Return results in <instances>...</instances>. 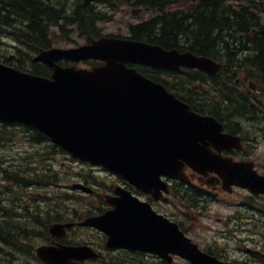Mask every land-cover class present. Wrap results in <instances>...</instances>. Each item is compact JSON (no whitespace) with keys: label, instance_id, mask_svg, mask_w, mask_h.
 Wrapping results in <instances>:
<instances>
[{"label":"water","instance_id":"water-1","mask_svg":"<svg viewBox=\"0 0 264 264\" xmlns=\"http://www.w3.org/2000/svg\"><path fill=\"white\" fill-rule=\"evenodd\" d=\"M90 58L104 63L90 69L56 63ZM33 61L51 67V77L0 63L1 121L39 129L73 158L101 165L144 192L165 188L161 176L186 178L184 164L200 173H218L225 185L264 191V176L256 174L252 162H235L208 147L209 142L237 143V137L221 133V124L214 118L191 111L163 84L127 66L142 63L172 70L185 66L213 74L220 65L210 58L131 39L100 38L76 48L43 50ZM112 203L113 210L80 224L107 233L108 245L173 252L193 264H207L209 259L176 223L155 214L128 191ZM71 224L54 223L49 232L63 235ZM36 255L47 264H76L75 259L94 253L87 245L53 242L37 247Z\"/></svg>","mask_w":264,"mask_h":264},{"label":"trees","instance_id":"trees-1","mask_svg":"<svg viewBox=\"0 0 264 264\" xmlns=\"http://www.w3.org/2000/svg\"><path fill=\"white\" fill-rule=\"evenodd\" d=\"M101 1L105 6L112 5L115 1L124 3L130 7L133 15L139 17L142 16L140 12L148 14V17L136 23H129L130 38L158 44L166 49L190 50L223 63L221 72L208 76L215 91L214 97L202 100L208 110L209 106L217 104L216 101H224L225 105L219 103V106L223 105L221 112L234 115L233 117L242 115L239 107L244 108L247 104L244 95L240 94V98L234 91H228L232 84L231 80L239 73H245L257 84L264 86L263 2L256 0H234L233 3L229 0ZM69 7L71 8L67 13ZM110 17L107 10H97L92 5L86 7L81 0H0V35L10 38L15 44L12 47L15 57L3 56V61L19 69L48 76L50 69L41 63L31 62V57L40 49L55 45L52 28H57L58 36L64 38L76 31L81 37L88 39L89 35L100 34L96 21L108 20ZM71 26L75 28H70ZM139 69L152 79L164 83L168 89L175 90L178 97L190 104L191 96L185 97L180 92L181 88L178 89L161 79V76L173 75L174 79L179 80V84H183L184 79L194 82L201 81L202 78L199 72L193 70L175 74L143 66ZM220 82L223 84L221 85ZM202 83L205 82L202 80ZM185 86L186 88H182L186 89L185 92L189 95H198L201 92L190 86L188 82ZM222 93L224 97L221 100L219 95ZM19 140L27 141L33 147L44 145L43 149L31 153L34 157L43 155V152L45 154L64 152L51 143L43 132L28 125L0 124V149ZM12 165L7 164L6 160H0V184L7 183L5 187L13 190L10 200H0V264H11L18 259V256L29 258L31 255L26 252L32 253L35 242L48 238L47 224L61 217L59 214L52 215L53 213L45 215L51 211L47 193L30 192L39 195L37 201L39 205L29 202L32 195H22L32 188L37 187L36 189L40 190L41 186L51 187L53 184L58 186L56 183L45 185L47 181L49 184L59 182L58 177L53 175L50 181L49 172L42 176L38 174V169L32 170L30 166L28 167L32 171ZM193 189L190 191L195 192L196 196L201 195V190ZM58 194L62 192L56 193ZM62 195L61 202L67 204L71 194ZM23 197H26V200ZM14 198L18 199L17 203L14 202ZM42 199L45 205H49L48 209L41 208ZM32 222L33 225L30 224ZM31 226L40 228L37 231V241L32 240Z\"/></svg>","mask_w":264,"mask_h":264},{"label":"rangeland","instance_id":"rangeland-1","mask_svg":"<svg viewBox=\"0 0 264 264\" xmlns=\"http://www.w3.org/2000/svg\"><path fill=\"white\" fill-rule=\"evenodd\" d=\"M258 1H262L264 2V0H258ZM107 6H105L104 8H108V11L110 12H114L112 18L108 21L105 22H100L98 24H100V26L102 27L103 33H110V34H115V35H122L125 36L127 35V23L128 22H134L136 21V18L130 16V12H128V9L125 5H119L117 2H114L113 7L111 5L106 4ZM93 7H95L97 10H101L103 8V4L100 2V0H94L93 1ZM71 7L68 8V13ZM143 15V13H142ZM1 27V26H0ZM55 41H56V46L58 47H72V46H76L79 44L84 43V39L78 37L77 35L73 34L71 40H66V39H62L59 38L58 36L54 37ZM11 45V46H10ZM13 45L14 43L10 41V38L6 37V36H1L0 35V60L3 59V56H9L14 54V50H13ZM77 67H90L91 64L88 62H80L78 64H75ZM162 79L166 80L168 79V76L166 75H162ZM182 80V78L180 79ZM243 78L240 77V81H242ZM221 81V80H220ZM183 84H174L176 85V87L179 89L181 88L180 92L185 96V97H189L191 96L194 100V96L195 94L189 95L186 91V86L185 83L188 82L190 84V86H194L195 82H189L186 81L184 79ZM220 84L222 85L223 83L220 82ZM230 88H233L234 85L231 84ZM184 87V88H182ZM264 89V88H262ZM262 89H258L260 91H258V95L264 100V90ZM204 93V91L198 93V95H202ZM206 95L208 97H214L215 95V91H214V87L210 86L207 88V93ZM237 96V94H235ZM220 97H224L223 93L221 95H219ZM211 97V98H212ZM208 99V98H206ZM218 101H216L217 103ZM224 102V101H223ZM200 107L206 108V105H204V103H202V101L199 103ZM225 105V102L224 104ZM219 106V103H217L215 106L211 105L209 106V111L207 112V114H213L211 113V109H216L217 113L225 118V112H221V107L223 106ZM231 117H226V118H232ZM231 122V121H230ZM245 128V131H248L249 129H251V132L254 133V139H252V145H249V147H247L248 149V156H246L245 159H250L254 162L255 164V168L258 172L262 173L264 171V125L262 127H259L253 130V127H251V123L248 122L246 119H244L243 124H242ZM44 145L41 146H37V147H33L31 146V144L29 142H24V141H17V142H12L9 145H4L1 149H0V160H6L7 164L9 165H16V166H21L22 168H27L30 171H32L33 169H38V174H41L43 176V174L46 173H51V176L49 177L48 180H52V176H56L59 179V182H52V183H48V181L46 182L45 185H52L53 183H56L58 186H55V184H53V186L51 187H47V186H41L42 192L47 193L48 195V199L47 201L50 202L49 205H51V211L45 215H49V214H59L61 216V220L62 219H66L70 214V209L69 206L67 204H63L61 202V198L63 197L62 194H58L56 195V193H60L65 191L66 188H69L70 186H72L74 183H78V182H83V181H79V179L87 176L88 171L91 169L89 168L90 166L87 164H84L80 161H76L72 158L69 157V155L63 154V153H51V154H47V155H39V157H34L31 153L33 151H38L39 149H43ZM33 149V150H32ZM239 159V158H238ZM31 161V162H29ZM29 162V163H28ZM30 166V168H32V170L28 167ZM11 168V167H10ZM95 170V169H91ZM93 175L97 176V179L101 181L102 178L107 177V175H105L102 171L100 170H96V174L94 173ZM39 176V175H38ZM40 177V176H39ZM109 178V177H107ZM195 176L193 177L194 180ZM112 179V178H111ZM196 183L197 181L194 180ZM103 183V182H101ZM184 186V185H182ZM66 187V188H65ZM37 188V187H36ZM36 188H32L27 190V192L22 193V195H28L29 196V192H40L39 190H37ZM176 188V186H175ZM182 188V196L181 197H186L189 196V194H186L183 191L184 187ZM59 190V192L57 190ZM180 189V188H179ZM69 190V189H68ZM70 191V190H69ZM75 194H80V192H75ZM31 199H29V202L31 203H37L38 200V195L37 194H31ZM56 195V196H55ZM244 193L242 190L236 189L235 191L230 192L226 198L233 200V199H237L239 197H243ZM26 197H23L24 200ZM84 201L83 202H89L91 200V197L89 198H82ZM185 200V199H184ZM182 201V200H180ZM218 201V203L216 202ZM184 202V201H182ZM208 204V210L207 212H205L206 217H202V213L201 214H197L198 216H196V214H189L188 216H183L178 214L177 217L183 219L184 221V225L186 228H188V232L187 235L199 246L201 247L202 245L205 244L206 241H210L213 237H214V233L212 228L214 226H218V224H216V222L214 221V219H212L210 216H214L215 213L219 212V204H220V196H213V199L211 200H207L206 201ZM45 202H42L40 204L41 208H49V205H45ZM212 208V211H210V209ZM167 209V208H166ZM81 212V210H80ZM175 213V211L173 212V214ZM222 212H220L219 214H221ZM50 215V216H52ZM76 218V217H74ZM187 219V220H186ZM31 225H33V222L30 223ZM30 231L31 235H32V240L37 241V231L40 230V228H34V226L30 227ZM69 238V240H71L73 243H82V242H90L91 240H93V238L90 236V233L85 231V230H80V229H74L73 233L70 234L69 237H66V239ZM86 239V240H85ZM45 239L43 240H38L37 242H35V245H39L40 243H44ZM85 240V241H84ZM27 250V247H25ZM35 248V247H34ZM29 255H32L31 252H26ZM27 256H18V260H20L21 262H25V264H39L36 263V260L33 256H30L28 258V260L26 261ZM173 264H184L178 261H175Z\"/></svg>","mask_w":264,"mask_h":264},{"label":"flooded vegetation","instance_id":"flooded-vegetation-1","mask_svg":"<svg viewBox=\"0 0 264 264\" xmlns=\"http://www.w3.org/2000/svg\"><path fill=\"white\" fill-rule=\"evenodd\" d=\"M248 92L251 91L248 90ZM221 103L223 104L224 102ZM239 109H242V107H239ZM259 109L256 110V116L246 119L251 123L253 130L264 125V109L263 107H261V111ZM224 119L229 132L238 134L245 146L249 143L251 145L254 133L251 132V129L245 131L247 128L241 124L243 119L239 117ZM239 152L238 154L230 150L223 153L236 156L237 158L248 155L244 147ZM194 176V180L199 184H195L192 179L191 189L197 188L194 185L199 186L201 189H197L202 191L203 198L188 197L186 202L178 201L172 195L171 188L168 199L153 200L150 195H143L142 197L156 211L171 219L178 220L181 226H185L183 219L177 217L178 214L187 216L189 213H202V217H206L205 212L208 210L206 201L213 199L215 195H220L219 212L215 213L214 216H210L218 226L212 228L214 237L210 241H206L201 246V249L222 262L231 264H264V193L253 194L246 189L233 187L230 192L239 189L243 191L244 196L230 200L226 198L230 192L223 190L218 177L212 174L206 177L191 174V177ZM173 185L175 183L172 182L171 187ZM172 191H175V189L172 188ZM216 202L218 203V201ZM174 211L175 213L173 214ZM210 211H212V208ZM220 212L222 213L219 214ZM216 227L217 229H215ZM93 242L96 244L97 240H93ZM97 249L101 253L98 258L95 257L80 264H92L93 262L99 264H173L175 261L190 264V262L176 255L163 256L157 251Z\"/></svg>","mask_w":264,"mask_h":264},{"label":"bare ground","instance_id":"bare-ground-1","mask_svg":"<svg viewBox=\"0 0 264 264\" xmlns=\"http://www.w3.org/2000/svg\"><path fill=\"white\" fill-rule=\"evenodd\" d=\"M72 4V3H71ZM68 13V12H67ZM254 74V73H253ZM2 193H5L4 190H2ZM18 199L17 198H14V202L17 203Z\"/></svg>","mask_w":264,"mask_h":264}]
</instances>
